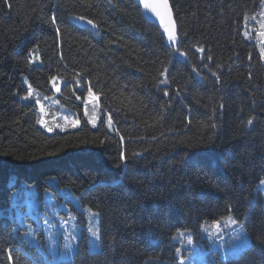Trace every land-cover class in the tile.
<instances>
[{
	"label": "trees",
	"instance_id": "1",
	"mask_svg": "<svg viewBox=\"0 0 264 264\" xmlns=\"http://www.w3.org/2000/svg\"><path fill=\"white\" fill-rule=\"evenodd\" d=\"M168 1L173 45L136 0H0V264H185L174 237L203 240L204 223L228 216L250 243L205 264H264V62L243 34L264 0ZM51 94L78 127L38 123L36 99ZM51 180L97 213L99 250L82 228L73 258L54 262L25 237L33 225L44 236L33 217L8 218L11 199L45 196Z\"/></svg>",
	"mask_w": 264,
	"mask_h": 264
},
{
	"label": "rangeland",
	"instance_id": "2",
	"mask_svg": "<svg viewBox=\"0 0 264 264\" xmlns=\"http://www.w3.org/2000/svg\"><path fill=\"white\" fill-rule=\"evenodd\" d=\"M247 20H249L250 23H248V21L245 22L244 37L256 43L257 51L264 62V55H262V52H264V27H262V25H264V6L255 16L249 17ZM60 85L61 80L52 85L55 94L60 93ZM36 96L38 97L37 93ZM36 102L38 104L41 120L44 122L42 127L46 131H48L49 128H51L52 131H64L76 128L80 124V119L75 117L72 110L63 104L59 97L54 94L44 96L42 100L36 99ZM84 115L88 123L90 120L95 121L94 124L89 123L92 127L98 125L102 115L101 105L96 98L90 97V102L85 104ZM74 121L79 122L75 127L72 126ZM57 125H59V127H57ZM259 187L260 194L264 199V180L259 184ZM58 190H63V188L58 187ZM46 191L54 194L53 190L47 189ZM67 200L69 202H67ZM22 202L24 207L19 205ZM40 202L42 203L39 204ZM56 202L61 203V205L58 207ZM16 204L18 211L22 213L25 212L33 217L36 223L40 224V229H42L44 233V236H40L39 233L36 232V227L33 225L31 226L33 230L32 233L29 234L28 232L25 236L27 241L40 251L49 252L54 262L60 259L71 260L73 258L82 228L86 229L89 236V249L91 251H97L93 245L98 243L99 238L98 215L90 209L80 207L75 197L67 195L66 199L62 201L60 198L50 197L48 194H46V197L39 196L36 190L27 188L26 194ZM29 205H31V207H29ZM72 206H76L75 208L78 212H83L85 219L82 218V215H79ZM69 214H71V216ZM231 220H235L236 223H231ZM214 223L217 226L214 227ZM202 226L201 236L203 240H196L193 238V243L191 245L187 243L189 235L185 232H179L174 237L175 242L190 249V251H188L189 255L184 256L185 264H205L207 262L206 254L212 256V251L218 253L222 259L236 257V254L240 252L242 248H247L250 243L245 227L231 216L218 221L204 223ZM90 228L97 232V237H92L89 231ZM49 233L52 234L51 242L49 241ZM69 237L71 238L70 242L73 247L71 249H66V238Z\"/></svg>",
	"mask_w": 264,
	"mask_h": 264
},
{
	"label": "snow or ice",
	"instance_id": "3",
	"mask_svg": "<svg viewBox=\"0 0 264 264\" xmlns=\"http://www.w3.org/2000/svg\"><path fill=\"white\" fill-rule=\"evenodd\" d=\"M139 3L143 5V8H144V9H146V10H150L152 13L155 14L156 17L159 18L160 23L164 26V32L167 34L169 42H172L174 38H173V33H172V30H171V27H170V22H171V17H170V15H169V23L166 24V23H165V16L160 12V10L157 8V6L148 3L147 0H139ZM163 7H164L165 9L168 8V4H167L166 0H165V3L163 4ZM81 19H83V18H81ZM53 22H54V21H53ZM88 23H89V24H92L93 22L89 20ZM93 27H95V25H93ZM262 27H264V25H262ZM57 31H59V29H58ZM181 55H183V53H181ZM262 55H264V52H262ZM165 94H167V93H165ZM90 95H92L91 90H90ZM24 99H28V97H24ZM38 123H41L42 125L44 124L43 120H39ZM78 123H79L78 121H74V122L72 123V126L75 127ZM89 123H93V124H94L95 121H94V120H90ZM110 123H111V118L109 117V124H110ZM248 123L251 124V123H252V120H249ZM45 126H46V125H45ZM57 127H59V125H57ZM48 131H52V129L49 128ZM102 143H103V142H102ZM120 159H121V161H124V160H125V156H124L123 153H121V157H120ZM29 207H31V205H29ZM69 215L71 216V214H69ZM16 219L19 220V219H21V217L18 215V216L16 217ZM229 219H231V218H229ZM231 223L235 224L236 221H235V220H231ZM65 226H66V225H65ZM213 226L215 227V226H217V225L214 223ZM202 227H203V226H202ZM32 231H33V230H32L31 227L29 226V234H31ZM89 231L91 232L92 237H97V232H96V231L92 230L91 228L89 229ZM51 235H52V234L49 233V241H50V242H51ZM70 240H71L70 237H69V238H66V243H65V247H66V249H71V248L73 247L72 244H71V242H70ZM187 243H188L189 245H191V244L193 243V237H192L191 235L188 236V238H187ZM50 246H51V245H50ZM93 246L98 250V248H99L98 243L94 244ZM244 250H246V249H245V248H242V249L240 250V252H238V253L236 254L237 257H238L239 255H241V254L243 253ZM180 251H181V249L178 248V249H177V252H180Z\"/></svg>",
	"mask_w": 264,
	"mask_h": 264
},
{
	"label": "water",
	"instance_id": "4",
	"mask_svg": "<svg viewBox=\"0 0 264 264\" xmlns=\"http://www.w3.org/2000/svg\"><path fill=\"white\" fill-rule=\"evenodd\" d=\"M138 5L140 6L143 16L145 17L146 20H148L149 22H152L154 24L159 25L160 27L163 28V33L164 36L166 38V42L167 44L173 45L174 44V39L176 38V23H175V19H174V14L173 11L171 9L170 3L168 0H166L167 4H168V8L165 9L163 7V4L165 3V0H147L148 3L153 4L155 6H157V8L160 10V12L165 16V23L168 24L169 23V15L171 17V22H170V27L173 33V41L169 42L168 40V36L167 34L164 32V26L160 23V20L158 17L155 16L154 13H152L150 10H146L143 8V5L139 3V0H136ZM82 17H78V16H70L69 20L72 24L76 25L79 28H87L93 32H97V27H93V23L89 24L87 19Z\"/></svg>",
	"mask_w": 264,
	"mask_h": 264
},
{
	"label": "bare ground",
	"instance_id": "5",
	"mask_svg": "<svg viewBox=\"0 0 264 264\" xmlns=\"http://www.w3.org/2000/svg\"><path fill=\"white\" fill-rule=\"evenodd\" d=\"M141 9V8H140ZM142 11V10H141ZM88 20V19H87ZM94 24V23H93ZM95 25V24H94ZM160 27V26H159ZM162 28V27H161ZM163 29V28H162ZM50 186H51V188H50V190H53L54 191V194L53 193H51V192H47L46 194H48L50 197H58L56 194H55V183H54V181L53 180H51V182H50ZM27 188H30V189H32L31 187H27ZM27 188H25L23 191H22V193H21V198L26 194V189ZM47 190V189H46ZM53 196H52V195ZM18 195H20V194H18ZM20 197V196H19ZM45 197H46V195H45ZM44 200V199H43ZM18 202V200H16L15 201V199H11V202L9 203V204H7L3 209L5 210V211H8V212H6V215L8 216V218L10 219V220H12V221H15V223H18V224H21L22 223V221H24V220H27V218L28 217H30V215H28V214H26L25 212L24 213H22V212H19L18 211V209H17V207H16V203ZM57 203V206L59 207L60 205H61V203H58V202H56ZM22 204H23V202H22ZM22 204H19V205H21V207H22ZM24 207V206H23ZM19 212V213H18ZM20 216L21 217V219H19V220H17L16 219V217L17 216Z\"/></svg>",
	"mask_w": 264,
	"mask_h": 264
}]
</instances>
